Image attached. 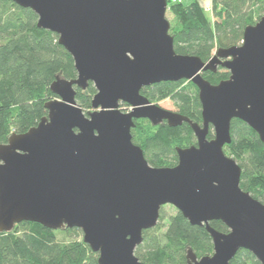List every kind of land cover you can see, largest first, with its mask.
Segmentation results:
<instances>
[{
  "label": "water",
  "instance_id": "95a60500",
  "mask_svg": "<svg viewBox=\"0 0 264 264\" xmlns=\"http://www.w3.org/2000/svg\"><path fill=\"white\" fill-rule=\"evenodd\" d=\"M11 1L37 16L38 29L58 36L76 78L56 77L46 117L0 144V233L22 222L78 229L97 264H143L134 255L142 232L155 228L170 205L212 242V255L202 258L187 248L185 264H229L240 250L264 264V205L241 190V169L223 152L233 120L264 144V17L244 29L241 45L218 49L204 63L175 53L167 0ZM218 68L227 80L203 79ZM180 81L198 91L200 124L140 94ZM89 83L96 94L84 113L75 88L85 91ZM138 120L187 124L196 146L177 147L172 168L151 167L132 143ZM216 221L228 233L209 225Z\"/></svg>",
  "mask_w": 264,
  "mask_h": 264
},
{
  "label": "trees",
  "instance_id": "16d2710c",
  "mask_svg": "<svg viewBox=\"0 0 264 264\" xmlns=\"http://www.w3.org/2000/svg\"><path fill=\"white\" fill-rule=\"evenodd\" d=\"M167 3L170 5V0ZM211 9L208 17L196 1L169 6L175 17L169 35L176 54L198 57L205 63L218 49L241 45L244 29L264 17V0H212ZM36 24L37 16L29 9L16 6L11 0H0V144H6L12 134L26 133L46 117L44 105L56 99L50 91L56 77L68 81L76 78L73 60L58 44V36L38 29ZM202 77L217 85L227 80L229 73L218 68L216 73L205 72ZM75 92L78 107L89 112L96 94L94 86L89 83L85 91L75 88ZM140 94L152 104L169 100L177 113L201 123L198 91L191 82L159 83L143 88ZM134 124L132 143L142 150L151 167L172 168L177 162V147L196 146L187 124L175 128L165 123L154 127L147 120ZM230 134L231 143L223 152L241 169V190L256 191L250 196L264 200V144L238 120L231 122ZM161 219L160 215L155 228L142 232V243L134 252L141 263L185 264L187 248L197 258L212 255V242L204 227L191 226L179 212L169 220L162 245L158 237ZM209 225L220 233H228L221 222ZM97 259L78 229L53 231L22 222L10 233H0V264H97ZM229 264L259 263L248 251L240 250Z\"/></svg>",
  "mask_w": 264,
  "mask_h": 264
},
{
  "label": "rangeland",
  "instance_id": "374dc122",
  "mask_svg": "<svg viewBox=\"0 0 264 264\" xmlns=\"http://www.w3.org/2000/svg\"><path fill=\"white\" fill-rule=\"evenodd\" d=\"M182 1H183V0H182ZM196 2H197V1H196ZM211 2H212V0H211ZM175 3H178V2H176V0H170V5L175 4ZM190 3H191V0H184V1H183V4H185V5L190 4ZM170 5L167 4L166 19H167V21L169 22V25H170V26H174L175 17L169 12V6H170ZM199 5H200V4H199ZM200 6H201V8L204 10V12L206 13V15H208V17H211V14H212L211 4H210V6H203V5H200ZM158 106H160L161 108H163V109H165V110L172 111V112H176V108H175V106H174L173 103H172L171 101H169V100H166V101H164V102L159 103ZM119 108H120V110H121L122 112H127V111H128L127 107H119ZM90 111H92V110H90ZM210 131H211V130H210ZM211 137L213 138V132H212V131H211ZM212 138H210V139H212ZM231 159H232V158H231ZM171 162H172V161H171ZM176 164H177V162H176ZM251 192L253 193V195H254V193L257 194L256 191H250V192H248V193H249L250 195H252ZM259 201L264 205V200L259 199ZM177 213H178V211H177L173 206H170V205L163 206V207L161 208V210H160V215H161V218H162V219H161V225H162V227H161V229L158 231V237H159V240H161L160 243H161L162 245L164 244L163 235H164V233H165L166 226H167L169 220H170L172 217L176 216ZM157 225H158V224H157ZM59 238H62V237L59 236ZM162 241H163V243H162Z\"/></svg>",
  "mask_w": 264,
  "mask_h": 264
},
{
  "label": "crops",
  "instance_id": "0c3cea01",
  "mask_svg": "<svg viewBox=\"0 0 264 264\" xmlns=\"http://www.w3.org/2000/svg\"><path fill=\"white\" fill-rule=\"evenodd\" d=\"M193 1H197L200 5H203V6H210L211 4V0H191V2Z\"/></svg>",
  "mask_w": 264,
  "mask_h": 264
},
{
  "label": "built area",
  "instance_id": "2783aa9c",
  "mask_svg": "<svg viewBox=\"0 0 264 264\" xmlns=\"http://www.w3.org/2000/svg\"><path fill=\"white\" fill-rule=\"evenodd\" d=\"M176 2L180 3V2H182V0H176Z\"/></svg>",
  "mask_w": 264,
  "mask_h": 264
},
{
  "label": "flooded vegetation",
  "instance_id": "af4514ba",
  "mask_svg": "<svg viewBox=\"0 0 264 264\" xmlns=\"http://www.w3.org/2000/svg\"><path fill=\"white\" fill-rule=\"evenodd\" d=\"M127 107V106H126ZM139 121V120H138Z\"/></svg>",
  "mask_w": 264,
  "mask_h": 264
}]
</instances>
